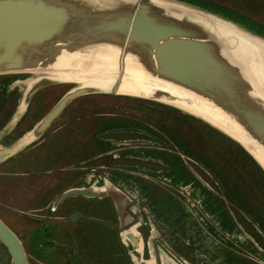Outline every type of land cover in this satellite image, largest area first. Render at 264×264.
Listing matches in <instances>:
<instances>
[{
  "label": "flooded vegetation",
  "instance_id": "af4514ba",
  "mask_svg": "<svg viewBox=\"0 0 264 264\" xmlns=\"http://www.w3.org/2000/svg\"><path fill=\"white\" fill-rule=\"evenodd\" d=\"M115 97L121 103L99 113L102 119L81 121L84 116H74V110L60 126L68 135L57 132L45 140L48 129L80 97L74 99L43 135L0 162V221L20 242L28 264H105L100 251L107 235L114 242L113 259L123 257L126 264H154L150 236L153 249L177 264H204L199 256L217 264H260L251 256L264 257L263 171L240 146L202 121L152 101ZM188 121L212 131L233 151L223 146L224 153L211 151L210 137L203 135L200 144L199 132ZM31 151L36 156L30 162ZM220 152L223 162L218 164ZM233 153L244 165L238 166L235 180ZM248 174L261 195L243 182ZM74 189L86 194L62 198ZM251 200L262 203L260 210ZM104 208L107 231L98 226L105 216L96 215ZM5 216L16 218L17 230ZM143 226L146 233L139 230ZM95 228L100 232L91 236ZM131 234L140 236L136 252ZM185 246L192 247L193 258L180 253ZM0 264H12L1 241Z\"/></svg>",
  "mask_w": 264,
  "mask_h": 264
},
{
  "label": "water",
  "instance_id": "95a60500",
  "mask_svg": "<svg viewBox=\"0 0 264 264\" xmlns=\"http://www.w3.org/2000/svg\"><path fill=\"white\" fill-rule=\"evenodd\" d=\"M160 1L164 9L152 0H0V77H34L25 82L19 104L0 133L13 131L38 92L59 84L74 85L29 131L7 148H0V162L43 135L74 99L113 95L160 103L202 121L240 146L264 173V98L244 74L246 67H264L257 47L264 45V36L197 5ZM221 26L232 31L223 36L218 30ZM109 57L115 61L116 77L103 86L85 84L82 71L101 67L100 61ZM126 60L149 78L197 97L231 117L251 146L192 111L194 103L187 97L164 90H122ZM78 194L86 192L69 190L62 198ZM129 239L136 252L140 236L131 234ZM153 240L150 236V258L156 256ZM0 241L9 250L12 264H28L20 242L1 221Z\"/></svg>",
  "mask_w": 264,
  "mask_h": 264
},
{
  "label": "rangeland",
  "instance_id": "374dc122",
  "mask_svg": "<svg viewBox=\"0 0 264 264\" xmlns=\"http://www.w3.org/2000/svg\"><path fill=\"white\" fill-rule=\"evenodd\" d=\"M191 1H196L198 4H200V6H203V5L207 6L211 8L207 10L219 13L225 17L233 18L236 15L245 17L246 19H242V21H245V23H249L251 26L255 25L253 23H256L258 25L263 26L264 28V0H191ZM33 78L34 77L31 75H21V76H18V78L12 79L10 81L8 80L4 81L3 79H0V131L6 125L8 119L15 111L16 106L19 104V101L21 99V96L26 86L25 82ZM73 86L74 85L59 84V85L50 86L38 92V94L32 97L28 105L27 111L25 112V115L23 116V119L13 129V131L10 134H6L5 130H3L0 133V143L2 144L10 143L14 141L16 138H18L23 132L31 129V127H33L36 121H39L44 115H46L49 112V110L53 107V105H55V103L60 99V97L68 89H70ZM118 99L119 98L113 95H93V96L80 97L76 101L72 102L67 107V109L62 113V116L48 129V132L46 133L44 137L45 140L50 141V138L53 135L58 134L57 132H62L60 136H63V138L68 135L66 134L68 132V129L64 131H60L61 130L60 126L61 124L67 123V119H66L67 114H71L74 110L77 111V114H75L74 116H77V115L84 116L81 119V121L88 119L89 117L91 118L92 116H93L92 118L100 120L102 118L99 117L98 114L103 113V112L112 111L115 105L121 103L120 101H118ZM152 103L160 104V103H156L153 101ZM117 110H119V108L116 109V112H118ZM124 112L125 111H120V113H124ZM160 112L161 110H157L155 112H150V113L151 115L155 116V115H158L157 113H160ZM179 112L183 116L185 115L189 116L188 114L182 111H179ZM137 115L139 118L145 119L141 112H137ZM111 121H113V119H111ZM191 123L192 125L195 126L196 130L199 132V134L196 136V139L200 142V144L205 143V141L201 137V135H203V136L210 137L208 140L211 142L212 145L207 144V147H209L211 151H221L222 153H224L225 151L224 150L222 151L220 146L227 147L228 149H231L233 151V148L228 143H225L221 139L216 138L214 135H212V131L203 129L201 125H197L192 121H188V125H190ZM151 125L157 128L155 122L151 123ZM161 125L162 127L164 126L162 122H161ZM185 125H186V122L184 123V126ZM50 132H52L51 135H49ZM221 152L217 155V159L219 160L218 164H221L223 162L220 158ZM35 156H36V153H34V151L29 152L28 161L31 162L32 158ZM231 159L233 162L232 177L235 180L238 174L237 168H239L238 167L239 165H243L242 164L243 159L241 160L240 158H236L234 153H233V158ZM255 174L257 173L255 172ZM252 177L253 176L251 174L250 175L248 174L247 176H245V179L243 180V182H245L247 186H252L253 184ZM253 190H254L255 196L261 195V192L257 184H253ZM251 201L253 202V203L251 202V204H253L255 207L257 206L260 210V207H262L261 206L262 203L259 202L258 200H251ZM259 214L260 216H262V214L264 215V209L263 210L261 209ZM96 215H103V217L104 216L105 217L101 219V222L99 223V225L97 223H92V224H97L99 228L105 229L107 231L106 229L107 226H105L106 224L105 221L108 219V216H109L108 211L105 210L104 208L101 211V213L96 214ZM5 217L11 223V225L14 226V228L17 230L18 226H17L16 218L12 216L11 217L5 216ZM128 220H131V219L128 218ZM139 230L142 231L143 233H146L145 231L146 229L144 226L139 228ZM90 231H93V230H90ZM99 232H100V229L98 230L97 228H95V231L91 232V236H97ZM101 234L104 237V235H106L107 233L105 232ZM102 242H103L104 252L100 251V253H103L105 255V261H106L105 264H126L123 257H120L119 260L113 259L114 242L110 238L109 235H107L105 238H102ZM180 253H182L184 256H189L193 258V249L191 246H185L184 248L181 249ZM251 257L254 260L256 258L259 259L260 264H264V257L256 256L254 254ZM198 260L202 261L204 264L206 263L217 264L218 263V262H211L202 256L201 257L199 256ZM218 260H221V258H218ZM183 263L191 264L187 260L186 262H183Z\"/></svg>",
  "mask_w": 264,
  "mask_h": 264
},
{
  "label": "bare ground",
  "instance_id": "6f19581e",
  "mask_svg": "<svg viewBox=\"0 0 264 264\" xmlns=\"http://www.w3.org/2000/svg\"><path fill=\"white\" fill-rule=\"evenodd\" d=\"M125 2L126 0H120ZM159 0H152L153 4H156L159 7L164 9V3ZM223 36L226 35V31H232L231 28L221 26L218 29ZM258 53L260 58L264 62V45L257 44ZM80 60H84V57H80ZM78 59V60H79ZM89 59V58H87ZM97 60V57L93 58ZM67 61L61 62L64 64ZM102 64L99 68H90L87 70L82 71L81 77L85 78L84 83L87 85H94V86H103L106 82H110L113 78L116 77V73L114 72L115 68V61L113 57H109L103 61H100ZM126 69L125 72L121 75V83H122V90L135 92L137 89H144L148 90H164L170 92L172 94L187 97L194 103V112L200 113L207 121L211 124L216 125V127L220 128L224 133L229 134L235 140L239 142H245L247 146H251L250 142L245 139V133L243 130L232 120L231 117L227 116L220 112L217 108L212 107L211 105L207 104L206 102L202 101L201 99L194 97L192 95H186V92L180 91L176 88L169 86L166 83L157 81L155 79L149 78L144 72L138 69H134L132 67V61L126 60ZM244 74L247 79L251 82L252 86L254 87L255 91L264 98V67L262 65L253 68H244ZM40 76V75H36ZM49 76V75H47ZM71 75H56V76H49L52 78H67ZM191 112L190 109L187 108ZM254 156L259 158V156L251 151L248 147H246Z\"/></svg>",
  "mask_w": 264,
  "mask_h": 264
},
{
  "label": "crops",
  "instance_id": "0c3cea01",
  "mask_svg": "<svg viewBox=\"0 0 264 264\" xmlns=\"http://www.w3.org/2000/svg\"><path fill=\"white\" fill-rule=\"evenodd\" d=\"M23 119V118H22ZM21 119V120H22ZM20 120V121H21ZM20 121L18 122V124L20 123ZM38 121H36V123H37ZM17 124V125H18ZM32 128V127H31ZM30 130V129H29ZM29 130H27V131H29ZM27 131H25V132H27ZM25 132H23L18 138H20ZM18 138H16L14 141H12V142H10V143H0V148L1 149H5V148H7L8 146H10L11 144H13ZM17 156V155H16ZM15 156V157H16ZM160 219V218H159ZM159 219H156L157 220V222L159 223ZM160 220H162L163 222H164V218H162L161 217V219ZM161 221V222H162ZM155 236H157V237H159V239L161 238L159 235H158V231H155V234H154ZM150 250H151V248H150ZM152 250H154L153 248H152ZM151 254H153V252L151 253ZM154 254L156 255V256H152L154 259H152L153 260V262H154V264H177L176 263V261L172 258V257H170L169 255H167L166 254V252H163V251H161L160 249H158V251H155L154 250ZM178 254V253H177ZM151 258H149V260H150Z\"/></svg>",
  "mask_w": 264,
  "mask_h": 264
},
{
  "label": "trees",
  "instance_id": "16d2710c",
  "mask_svg": "<svg viewBox=\"0 0 264 264\" xmlns=\"http://www.w3.org/2000/svg\"><path fill=\"white\" fill-rule=\"evenodd\" d=\"M179 1H183V2H187V3H190V4H197V6L199 7H202L204 9H211L207 6H200V4H198L196 1H191V0H179ZM229 19L233 20V21H236V22H239L241 23L242 25H244L246 28H248L249 30L253 31L254 33L258 34V35H261V36H264V28L263 26L261 25H258L256 23H253L255 25H250L249 23H245V21H242V19H246L245 17H242V16H239V15H236L234 16L233 18L231 17H228ZM15 78H18V76H1L0 79H3L4 81L8 80H12V79H15ZM5 88V87H4Z\"/></svg>",
  "mask_w": 264,
  "mask_h": 264
}]
</instances>
